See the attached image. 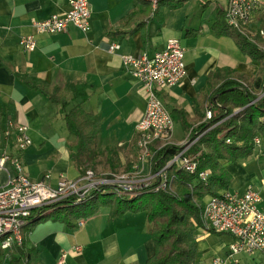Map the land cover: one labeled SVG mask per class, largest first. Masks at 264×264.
<instances>
[{
    "label": "crops",
    "instance_id": "obj_1",
    "mask_svg": "<svg viewBox=\"0 0 264 264\" xmlns=\"http://www.w3.org/2000/svg\"><path fill=\"white\" fill-rule=\"evenodd\" d=\"M69 1L0 0V156L20 154L14 130L27 127L32 144L20 157L25 174L33 181L48 177V184L56 187L62 179L76 180L83 173L71 159L76 138L65 121L66 113L79 104L95 118L96 141L93 154L85 158L86 168L110 173L134 166L149 173V166L138 159L137 148V125L147 103L141 82L123 65L125 55L153 57L171 40H178L185 49L186 78L160 93L171 114H186L185 123L182 116L172 115L176 144L184 143L205 122L208 98L222 83L214 79L218 70L226 71L225 76L249 78L257 73L234 39L218 36L213 28L227 0H179L156 11L135 0H88L89 33L71 25L66 33L37 34L33 24L66 13ZM133 13L136 17L128 24ZM262 19L264 8L257 12L253 30ZM30 35H35L37 48L25 53L21 40ZM113 45L119 48L111 51ZM23 77L37 83L28 81L27 85ZM39 83L61 91L67 85H84L88 100L82 102L71 93L64 110L42 92ZM221 165L232 177L229 191L243 195L252 187L264 213V153L254 151L245 159L221 161ZM15 175L9 163L7 171L0 172V186ZM111 212L110 207H103L75 228L55 220L41 222L28 234V247L37 248L42 264H146L156 253L147 213L112 219ZM197 241L202 264H213L216 259L225 264H264V252L229 258L228 246L233 241L229 235L199 229ZM0 264H10L8 254L0 253Z\"/></svg>",
    "mask_w": 264,
    "mask_h": 264
},
{
    "label": "built area",
    "instance_id": "obj_2",
    "mask_svg": "<svg viewBox=\"0 0 264 264\" xmlns=\"http://www.w3.org/2000/svg\"><path fill=\"white\" fill-rule=\"evenodd\" d=\"M156 11L162 3H176L179 0H145ZM264 8L263 0H227L224 9L226 23L250 40L256 39L258 33L251 32L256 20V14ZM76 27L82 33L91 31V9L88 0H70L69 10L62 15L33 24L37 34L55 35L66 33L70 26ZM253 29V28H252ZM264 39V34L260 33ZM21 47L25 53H32L37 48L35 35L24 37ZM113 45L111 51L118 49ZM264 50V45H261ZM186 51L178 40L168 42L165 50L153 57L147 54L125 55L123 65L129 69L141 82L142 91L146 99V111L137 125L139 150L138 159L149 166L150 171L144 174L138 167L131 171L98 173L87 170L76 180L62 179L56 187L48 184V177L42 181H33L25 174V168L20 154L32 141L28 135V128L19 126L14 130L16 147L19 155L11 156L5 153L0 156V172L7 171V165L12 164L15 176H9L8 181L0 186V239L1 248L5 252L11 251L15 243H22L23 228L27 219L35 210L65 201L81 202L92 199L95 192L111 193L118 197L138 196L149 192L173 191L176 181L175 171H184L191 175L198 174L199 180L208 183L212 175L210 170L198 173V160L195 155H189L191 148L198 141L188 140L182 143L183 150L170 159L166 165L153 171L155 153L168 147L179 146L174 142V119L167 105L160 96L183 83L187 76ZM246 89L255 99L254 105L264 100V83L260 90L251 88L241 79L235 80ZM206 120L212 118V106L206 105ZM241 110H237L236 113ZM263 121V120H261ZM10 135V132L8 133ZM231 143L230 140L227 141ZM256 152L263 154V140H254ZM260 198L258 193L248 187L243 195L229 190L218 196H211L205 203L202 220L207 231L227 234L233 238L228 246V257L234 258L243 254L264 252V213L258 208ZM82 225V222H80ZM213 264H225L216 259Z\"/></svg>",
    "mask_w": 264,
    "mask_h": 264
},
{
    "label": "trees",
    "instance_id": "obj_3",
    "mask_svg": "<svg viewBox=\"0 0 264 264\" xmlns=\"http://www.w3.org/2000/svg\"><path fill=\"white\" fill-rule=\"evenodd\" d=\"M136 4L149 5L145 0H135ZM166 3L160 4V6ZM180 6V2L177 7ZM136 17L131 14L127 23ZM214 30L218 36L234 39L241 52L247 56L257 68V73L250 81L244 74L225 76L223 70L215 73V81L222 83L213 90L208 102L212 105V118L194 129L190 140L198 141L193 145L189 155L198 156V173L210 170L211 177L207 184L199 180L198 174L191 175L184 171H175V189L167 192H149L138 196L118 197L111 193L95 192L92 199L79 204L74 201L60 202L38 210L28 217L23 228L22 243H15L10 253V264H42L36 247H28V234L41 222L55 220L75 228L81 220H86L99 212L103 207L111 208V218H121L127 213L146 212L149 223L153 225L151 231L155 243L156 253L146 264H202V252L197 241V231L202 229V214L206 196H218L230 188L232 177L222 168L221 161L234 163L245 159L256 151L254 140L256 137L264 139V100L250 103L255 99L246 89H242L235 80L248 81L251 88L260 90L264 83V40L259 33L256 39L250 40L226 23L225 13H218ZM197 35L198 32L191 33ZM231 73V71H227ZM26 84L28 77L21 78ZM247 82V83H248ZM30 84V83H28ZM27 84V85H28ZM42 92L56 105L65 110L69 106L68 96L73 93L82 102L88 100L87 87L84 85H67L63 91L52 90L49 85L42 84ZM237 110H241L236 113ZM182 116L185 123L186 114L174 111L172 115ZM206 114L204 115V117ZM263 120V121H261ZM66 126L75 136L76 152L71 159L83 173L90 170L85 167V158L93 154L96 141L95 118L92 113L84 111L82 106H74L65 115ZM186 127V124H185ZM231 143L228 144L227 141ZM183 148L168 146L155 153L153 171L162 169L166 163ZM128 169H132L129 166ZM92 170V169H91ZM95 171V170H94ZM211 235L227 236L215 231H207ZM230 236V235H229ZM2 239H0L1 244ZM1 246V245H0ZM1 253V247H0Z\"/></svg>",
    "mask_w": 264,
    "mask_h": 264
},
{
    "label": "rangeland",
    "instance_id": "obj_4",
    "mask_svg": "<svg viewBox=\"0 0 264 264\" xmlns=\"http://www.w3.org/2000/svg\"><path fill=\"white\" fill-rule=\"evenodd\" d=\"M258 29H263L264 30V20L262 19V22H260V24H258L256 27H255V30H253L252 28H251V32H253V33H258L257 31H258ZM253 30V31H252ZM264 33V32H263ZM255 77V76H254ZM253 77V75H252V77L250 78V81H253V80H251V79H253L254 78ZM248 82V81H247ZM248 84H251V83H249L248 82ZM254 88V87H253ZM209 104H210V102H208ZM212 106V105H211ZM206 122V121H205ZM179 131V130H178ZM174 137V136H173ZM190 139V137H188V139L186 140V142H188V140ZM175 142V141H174ZM176 145H179V144H176ZM178 147H181V148H183L182 147V145L180 144ZM263 153H264V139H263V147H262V150H261ZM258 153V152H257ZM134 167V166H133ZM89 169H93V170H95V171H97V170H99V171H97V172H99V173H104V171H103V169H100V168H95V167H91V166H89L88 167ZM131 170H133V169H128V168H123V169H121V170H119V171H112V172H123V171H131ZM173 189H175V186L173 187ZM211 197V196H210ZM208 233V232H207ZM1 247V246H0ZM11 251H12V249H11ZM11 251H9L8 253L7 252H5L4 250H2V248H1V253H6V254H8V256H9V258H10V253H11Z\"/></svg>",
    "mask_w": 264,
    "mask_h": 264
}]
</instances>
